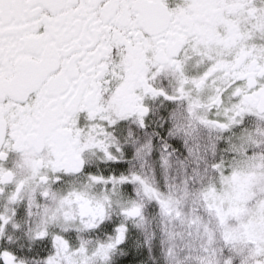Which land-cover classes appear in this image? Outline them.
<instances>
[{
    "label": "snow or ice",
    "instance_id": "6c2138e0",
    "mask_svg": "<svg viewBox=\"0 0 264 264\" xmlns=\"http://www.w3.org/2000/svg\"><path fill=\"white\" fill-rule=\"evenodd\" d=\"M0 264H264V0H0Z\"/></svg>",
    "mask_w": 264,
    "mask_h": 264
}]
</instances>
